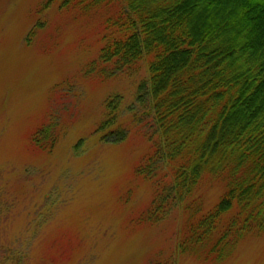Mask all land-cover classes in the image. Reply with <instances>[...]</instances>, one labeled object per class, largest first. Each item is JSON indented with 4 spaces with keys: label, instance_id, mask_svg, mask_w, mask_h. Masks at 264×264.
<instances>
[{
    "label": "rangeland",
    "instance_id": "rangeland-1",
    "mask_svg": "<svg viewBox=\"0 0 264 264\" xmlns=\"http://www.w3.org/2000/svg\"><path fill=\"white\" fill-rule=\"evenodd\" d=\"M60 3L0 0V264H264V235L205 262L178 249L180 209L147 219L154 189L136 169L153 150L130 124L146 67L103 63L101 14ZM222 192L205 189L206 207Z\"/></svg>",
    "mask_w": 264,
    "mask_h": 264
},
{
    "label": "trees",
    "instance_id": "trees-1",
    "mask_svg": "<svg viewBox=\"0 0 264 264\" xmlns=\"http://www.w3.org/2000/svg\"><path fill=\"white\" fill-rule=\"evenodd\" d=\"M95 9L102 62L147 71L130 121L153 150L136 169L154 189L146 217L177 207L186 215L179 251L220 263L239 239L264 235V0L60 3ZM125 125L107 129L121 132L114 142ZM217 184L223 192L206 207L202 192Z\"/></svg>",
    "mask_w": 264,
    "mask_h": 264
}]
</instances>
